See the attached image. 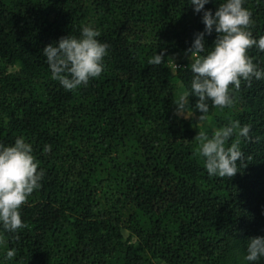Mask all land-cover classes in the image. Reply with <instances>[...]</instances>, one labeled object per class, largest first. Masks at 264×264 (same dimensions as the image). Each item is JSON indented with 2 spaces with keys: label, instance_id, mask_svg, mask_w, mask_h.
<instances>
[{
  "label": "trees",
  "instance_id": "obj_1",
  "mask_svg": "<svg viewBox=\"0 0 264 264\" xmlns=\"http://www.w3.org/2000/svg\"><path fill=\"white\" fill-rule=\"evenodd\" d=\"M244 7L259 39L264 0ZM203 11L189 0H0V143L25 139L45 173L21 209L26 227L0 226V264H264L244 260L249 239L264 237V79L242 81L232 108L209 102V136L230 119L250 126L246 166L231 179L207 173L199 131L176 115L193 74L167 61L205 32ZM82 26L110 47L102 75L68 91L43 50ZM216 37L205 34L206 46ZM248 55L264 70V52Z\"/></svg>",
  "mask_w": 264,
  "mask_h": 264
},
{
  "label": "clouds",
  "instance_id": "obj_2",
  "mask_svg": "<svg viewBox=\"0 0 264 264\" xmlns=\"http://www.w3.org/2000/svg\"><path fill=\"white\" fill-rule=\"evenodd\" d=\"M209 2L189 0L196 13L203 11ZM252 15L244 7V0H225L215 15L210 10L203 11L205 32L196 34L194 43L185 53L190 54L189 67L193 74L190 90L182 92L174 100L176 115L187 119L194 114L189 97H198L195 110L202 113L198 117L199 129L209 119V102L213 108L220 110L232 108L242 81L251 87L253 79H264V70L259 69L248 55L253 47L264 52V36L256 39L250 31L254 24ZM213 31L217 37L214 46L209 48L204 36L212 35ZM100 35V31L92 26H82L79 38L71 35L61 37L57 43L46 46L43 55L51 78L59 81L68 91H75L86 86L91 79L99 78L110 47L97 39ZM165 54L150 57L149 65L164 63ZM167 62L174 63L172 58H168ZM249 132V125L241 126L239 120L231 119L224 127L215 129L211 136L199 130L194 139L198 145L195 154L204 158V167L210 176L231 179L239 172V166H246L240 145L242 138L250 139ZM44 150L50 152L51 146L45 145ZM38 169L33 147L25 139L17 138L13 145L0 143V226L5 232L16 233L26 227L21 209L34 191L42 186L40 182L45 173ZM14 255V250L7 252L9 259ZM261 257H264V237L250 238L244 260L255 262Z\"/></svg>",
  "mask_w": 264,
  "mask_h": 264
},
{
  "label": "rangeland",
  "instance_id": "obj_3",
  "mask_svg": "<svg viewBox=\"0 0 264 264\" xmlns=\"http://www.w3.org/2000/svg\"><path fill=\"white\" fill-rule=\"evenodd\" d=\"M173 61H174L175 64H178L180 61L181 62L184 61V63H186L187 66L189 67L190 66V63H191L190 54H188V55L182 54L179 57L178 56H175L174 59H173ZM174 63H171V64L174 65ZM174 69H176V68H174ZM181 90H182V88H180V94H181ZM182 92H183V90H182ZM181 118H183V117H181ZM183 119H185V118H183ZM185 120H187L190 123L191 128H193V129H195L197 131L203 130V129H206V128H209V127H211L213 125L212 119L209 118L208 121L205 122L203 128L202 129H199L197 127V124L199 123V120H198V117H196L195 115H193L191 118H187Z\"/></svg>",
  "mask_w": 264,
  "mask_h": 264
},
{
  "label": "built area",
  "instance_id": "obj_4",
  "mask_svg": "<svg viewBox=\"0 0 264 264\" xmlns=\"http://www.w3.org/2000/svg\"><path fill=\"white\" fill-rule=\"evenodd\" d=\"M179 67H181L180 64H174V68H179ZM184 67L186 68V66H184Z\"/></svg>",
  "mask_w": 264,
  "mask_h": 264
}]
</instances>
